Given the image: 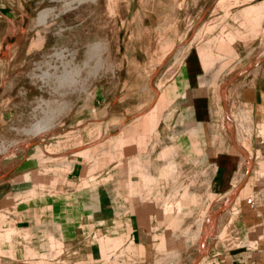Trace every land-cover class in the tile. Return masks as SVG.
<instances>
[{
    "label": "crops",
    "instance_id": "0c3cea01",
    "mask_svg": "<svg viewBox=\"0 0 264 264\" xmlns=\"http://www.w3.org/2000/svg\"><path fill=\"white\" fill-rule=\"evenodd\" d=\"M101 3L129 75L26 139L0 39V264H264V0Z\"/></svg>",
    "mask_w": 264,
    "mask_h": 264
},
{
    "label": "rangeland",
    "instance_id": "374dc122",
    "mask_svg": "<svg viewBox=\"0 0 264 264\" xmlns=\"http://www.w3.org/2000/svg\"><path fill=\"white\" fill-rule=\"evenodd\" d=\"M4 6L9 8L17 22L13 29L0 22V39L3 33L13 35L4 40L6 50L3 51L8 53L7 60L22 63L25 68L22 72L11 71L17 73L16 91L22 96L14 103L18 117L13 127L18 132L11 134L13 141L31 137L33 133L25 134L24 130L31 129L38 121L51 119L50 125L85 105L115 94L121 77L129 75L130 71L117 68L115 54L110 53L102 41L99 28L103 20L101 0L81 3L72 0H6ZM48 27L52 29L51 34L43 40L41 47L30 49L31 39L38 33L41 36L38 31H46ZM92 48L98 50L93 55L90 53ZM95 65L98 66L96 71ZM64 71L73 76L75 86L60 81ZM20 116L26 119L27 125L22 126Z\"/></svg>",
    "mask_w": 264,
    "mask_h": 264
},
{
    "label": "bare ground",
    "instance_id": "6f19581e",
    "mask_svg": "<svg viewBox=\"0 0 264 264\" xmlns=\"http://www.w3.org/2000/svg\"><path fill=\"white\" fill-rule=\"evenodd\" d=\"M86 0H72V2H76V3H81V2H85ZM70 8V7H69ZM50 10V9H49ZM66 11V10H65ZM44 12V11H43ZM42 12V13H43ZM39 14V13H38ZM40 15V14H39ZM43 16V15H42ZM41 17V16H40ZM39 17V18H40ZM45 20V19H44ZM43 21V20H42ZM43 23V22H41ZM40 23V24H41ZM98 50L95 49V48H92L90 49V53L91 55H93L92 53H95L97 52ZM97 54V53H96ZM61 56V55H59ZM95 56V55H94ZM73 60V59H72ZM62 61V60H61ZM72 64V63H71ZM52 68V67H51ZM98 68L97 65H95V68L94 70L96 71V69ZM78 73V72H77ZM75 73V75L77 74ZM95 73V72H94ZM93 73V74H94ZM72 74V73H71ZM73 76L70 75L69 72H66L64 71V74L62 75V77L60 78V81L63 83V84H69V86H75L76 85V81L72 78ZM65 105V104H63ZM51 119H48L46 122H43V121H38L37 123H35L33 126H31V129L27 130L29 133H37V132H40L41 130L45 129L47 126H49V123H50Z\"/></svg>",
    "mask_w": 264,
    "mask_h": 264
},
{
    "label": "built area",
    "instance_id": "2783aa9c",
    "mask_svg": "<svg viewBox=\"0 0 264 264\" xmlns=\"http://www.w3.org/2000/svg\"><path fill=\"white\" fill-rule=\"evenodd\" d=\"M10 147V143L6 141H0V154L6 152V150Z\"/></svg>",
    "mask_w": 264,
    "mask_h": 264
}]
</instances>
